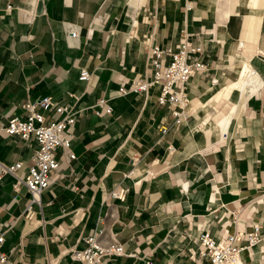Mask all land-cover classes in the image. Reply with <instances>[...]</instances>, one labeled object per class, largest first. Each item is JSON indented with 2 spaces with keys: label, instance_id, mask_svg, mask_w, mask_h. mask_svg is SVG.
Listing matches in <instances>:
<instances>
[{
  "label": "crops",
  "instance_id": "obj_1",
  "mask_svg": "<svg viewBox=\"0 0 264 264\" xmlns=\"http://www.w3.org/2000/svg\"><path fill=\"white\" fill-rule=\"evenodd\" d=\"M184 33L205 68L189 78L187 117L174 127L157 88H118L150 77L151 44L175 48ZM43 96L76 113L70 148L57 149L32 218L26 187L1 178L4 264H75L71 251L101 229L122 245L108 256L118 264H205L201 230L218 238L253 224L259 241L237 264H264V0H0V123ZM35 149L0 133V161H21L18 173Z\"/></svg>",
  "mask_w": 264,
  "mask_h": 264
},
{
  "label": "built area",
  "instance_id": "obj_2",
  "mask_svg": "<svg viewBox=\"0 0 264 264\" xmlns=\"http://www.w3.org/2000/svg\"><path fill=\"white\" fill-rule=\"evenodd\" d=\"M6 9L10 10L11 6L7 5ZM70 36L75 37L76 32L71 30ZM201 50V46L193 44L186 33L175 48L151 44L147 52V58L152 66L150 77L123 82L118 88V95L129 92L145 93L151 88H157L158 104L169 107L173 118L172 126H178L186 119L190 103L186 84L193 74L205 68L204 63L193 57ZM89 77L90 72L82 68L79 79L88 80ZM97 104L104 105L106 114L112 113V108L106 104V100L99 99ZM23 107L27 113L23 116H12L5 124L0 123V133L19 137L24 141L32 139L36 144L32 163L26 172L18 173L22 167L21 161L13 163L0 161V180L5 174H10L14 178L15 190H18L20 185L26 187L30 198L25 207L24 217L32 218L34 215L32 205L34 203L40 205L41 193L53 182L51 173L56 171L59 165L57 149L70 148L69 129L75 123L76 113L69 104L56 103L49 96L27 102ZM38 107L53 111L57 117L47 118ZM166 130L167 128H162V132ZM69 157L73 158L74 154L70 153ZM110 196L121 199L124 190L115 188L111 190ZM259 238V226L253 224L247 231L238 230L230 233L225 230L218 238L209 230L203 229L194 238V242L198 255L205 260V264H237L240 252L256 244ZM3 240V232L0 231V243ZM83 241L85 246L82 249L71 251V258L76 262L75 264H118L108 256L123 254L121 243L114 238L107 239L103 229L85 236ZM6 260L7 256L0 253V264H4ZM144 264L148 263L144 262Z\"/></svg>",
  "mask_w": 264,
  "mask_h": 264
},
{
  "label": "bare ground",
  "instance_id": "obj_3",
  "mask_svg": "<svg viewBox=\"0 0 264 264\" xmlns=\"http://www.w3.org/2000/svg\"><path fill=\"white\" fill-rule=\"evenodd\" d=\"M245 70V69H244Z\"/></svg>",
  "mask_w": 264,
  "mask_h": 264
}]
</instances>
